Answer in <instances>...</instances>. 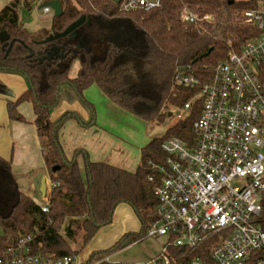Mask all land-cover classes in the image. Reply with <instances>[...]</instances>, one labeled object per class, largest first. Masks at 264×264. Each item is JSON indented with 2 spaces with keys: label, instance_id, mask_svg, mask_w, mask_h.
Here are the masks:
<instances>
[{
  "label": "trees",
  "instance_id": "trees-1",
  "mask_svg": "<svg viewBox=\"0 0 264 264\" xmlns=\"http://www.w3.org/2000/svg\"><path fill=\"white\" fill-rule=\"evenodd\" d=\"M52 1L61 2L63 13L54 16L51 30L27 31L20 23V8L31 11L37 2ZM261 1L160 0V7L148 11H125L111 0H12L5 6L0 11V72L24 76L29 87L15 102L8 103V113L11 120L23 121L18 107L32 104L52 187L49 201L44 199L49 205L47 213L17 187L12 188L14 197L0 206L8 212H0V256L8 249H17L27 238H31L26 248L32 256L54 260L78 256L102 228L112 224L120 204L133 209L142 225L140 232L128 233L109 249L92 253L87 263L112 264L105 259L125 243L144 240L157 219L158 202L150 177L155 174L153 165L166 161L162 144L170 137L192 139L193 125L203 106L198 96L214 67L258 36L242 12L258 8ZM187 12L200 19L211 16L213 21L188 24L183 19ZM84 16L87 23L73 35L45 42ZM3 36L8 37L6 42H2ZM74 62L79 63V70L71 78ZM183 70L199 79L200 85H180L176 76ZM94 85L124 111L157 125L174 118L173 109L178 112L189 102L191 106L185 118L178 120L176 116L162 137L152 139L141 150V162L134 172L93 162L82 149L68 159L59 131L77 116L67 112L54 122L52 111L60 103L62 88L70 86L94 112L84 97ZM94 118L84 126H93ZM0 167L11 172V164L1 157ZM260 222L264 229V197ZM77 239L82 242L78 250L72 248ZM187 255V250L167 243L159 259L166 257L170 264H182Z\"/></svg>",
  "mask_w": 264,
  "mask_h": 264
},
{
  "label": "built area",
  "instance_id": "built-area-1",
  "mask_svg": "<svg viewBox=\"0 0 264 264\" xmlns=\"http://www.w3.org/2000/svg\"><path fill=\"white\" fill-rule=\"evenodd\" d=\"M160 0H123L125 11L151 10ZM44 13L52 9L45 7ZM258 36L239 52H230L218 63L198 96L203 99L191 140L167 138L162 144L163 164H154L157 219L147 236L167 238L185 249L182 264H264V229L261 225L264 197V0L256 9L242 12ZM191 25L212 22L187 12ZM177 82L187 88L200 85L186 70ZM191 102L177 112L185 118ZM43 212L48 203L39 204ZM31 238L0 256V264H88L76 256L54 260L32 256L26 248ZM97 261L91 264H101ZM109 262V258L105 259ZM90 264V263H89ZM154 264H170L166 257Z\"/></svg>",
  "mask_w": 264,
  "mask_h": 264
},
{
  "label": "crops",
  "instance_id": "crops-1",
  "mask_svg": "<svg viewBox=\"0 0 264 264\" xmlns=\"http://www.w3.org/2000/svg\"><path fill=\"white\" fill-rule=\"evenodd\" d=\"M94 86L84 92V97L90 99L89 92ZM28 88V82L24 76L17 73L0 72V157L11 164L9 175L13 179V183H16L15 186L39 205L45 204V198H43L40 191L42 181L45 179L47 184V202L49 201L52 182L44 162L42 143L35 125L33 106L31 103H23L18 107L19 114L24 118L23 121L11 120L8 113V103L15 102ZM99 90L102 92L100 88ZM102 94L104 93L102 92ZM105 97L108 99L106 95ZM87 102L93 107L94 103L91 100H87ZM71 103L68 104L66 101L62 104L59 103L52 111L51 120L55 122L71 110L80 113L86 121L85 124L88 125L93 120L92 109L90 112L77 102ZM110 104V108L115 105L112 102ZM105 124L101 122L97 125L94 122L93 127L89 128L90 126H81L75 119H69L59 131L60 145L66 157L71 159L76 150L82 149L88 153L90 160L93 162H104L126 171H136L141 162V152L135 156L129 145L120 136H117L116 132L107 130ZM111 124L113 127L119 128L113 122ZM79 161L81 162L82 158H79ZM15 170H17V173L20 171L21 174H14ZM38 174H40V177L36 178ZM120 205H124L123 208L130 212L131 216H136L129 205ZM125 205L128 207H125ZM125 209L122 210L127 212ZM114 221L115 218L112 224L102 228L97 236L105 237L107 230L114 226ZM134 232H137V230L135 231L132 228L129 230L126 226L118 229V231L111 234L113 236L111 244L104 248L93 245L94 238L77 258L79 262L86 263L92 253L109 249L122 236ZM108 258L109 262H112L110 256Z\"/></svg>",
  "mask_w": 264,
  "mask_h": 264
},
{
  "label": "rangeland",
  "instance_id": "rangeland-1",
  "mask_svg": "<svg viewBox=\"0 0 264 264\" xmlns=\"http://www.w3.org/2000/svg\"><path fill=\"white\" fill-rule=\"evenodd\" d=\"M11 1L12 0H0V11ZM46 5H48V3L43 4L37 2L31 11H28L23 7L20 8V23L30 33H39L44 30H51L54 12L52 10L50 13H44L43 9ZM78 69L79 63L74 62L70 70L71 78H74L77 75ZM89 94L90 99L85 96V100H91L94 103L93 104L91 102L94 108V122H96L97 125L101 124V122L106 123L105 128L110 132H116L118 134L117 136H120V138L129 145L135 156L140 154L141 150L147 146L152 139L162 137L166 133L169 126L176 120L175 117L177 116V111L175 109L171 111L172 114H174V118H168L166 123L157 125L153 122L144 121L115 105L113 108H110L109 105H111V102L104 94H102L97 86H94ZM60 99V104L65 101L68 102V104H72L71 102H77L85 110L91 112V108L76 96L70 86H64L62 88ZM68 112H73L77 116L75 118H71L70 120L75 119V121L80 123L81 126L85 127L84 124L86 121L80 113L71 110ZM98 118H100V120H98ZM112 122L119 128L117 129L113 127L111 124ZM91 127L93 126H90L89 128ZM14 174L21 173L20 171L17 173V170H15ZM39 177L40 174L36 176V178ZM16 178L14 177V179ZM12 181L13 179L9 175V172L0 167V206L6 205L14 197V195L12 196V188L13 190L15 189L16 183L14 184ZM123 207L124 205H119L116 209L114 226L107 230L105 237L96 235L95 239L92 241L93 245L100 246V248L109 246L113 238L111 234L124 226H126L129 230L132 228L133 230L140 232L142 225L139 219L136 216H131L130 212ZM125 207L128 206L125 205ZM122 209H125L127 212ZM6 210L7 209L0 208V212L4 215L8 213H6ZM167 241V238L147 236L144 240H139L129 246L123 247L121 250L111 255L112 258L110 256V259L112 262H115L112 264H154L161 256ZM81 246L82 242L80 239H77L76 243L72 244V248L77 250L80 249ZM82 252L83 250L79 255H81Z\"/></svg>",
  "mask_w": 264,
  "mask_h": 264
},
{
  "label": "water",
  "instance_id": "water-1",
  "mask_svg": "<svg viewBox=\"0 0 264 264\" xmlns=\"http://www.w3.org/2000/svg\"><path fill=\"white\" fill-rule=\"evenodd\" d=\"M111 1L114 4L119 5V4H121V2L123 0H111ZM45 7H50L54 12L55 17H60L63 13L62 4L59 1H52V2L48 3V5L44 6V8ZM86 23H87V18L84 16L81 19H79L78 21L74 22L72 25H70L63 33L55 34L52 37H50L49 39H47L45 42L67 38L68 36L73 35L78 29H80ZM7 40H8L7 36L2 37V42H6ZM55 170H56V168H54V171ZM40 191L42 193L43 198H46V196H47V184H46L45 179L41 183ZM129 245H130V241H128L124 246L126 247Z\"/></svg>",
  "mask_w": 264,
  "mask_h": 264
}]
</instances>
